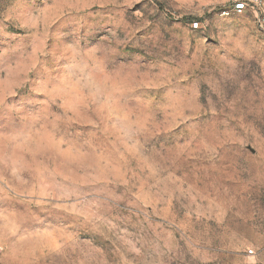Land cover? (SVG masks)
Segmentation results:
<instances>
[{
	"label": "rangeland",
	"instance_id": "obj_1",
	"mask_svg": "<svg viewBox=\"0 0 264 264\" xmlns=\"http://www.w3.org/2000/svg\"><path fill=\"white\" fill-rule=\"evenodd\" d=\"M0 264H264V0H0Z\"/></svg>",
	"mask_w": 264,
	"mask_h": 264
},
{
	"label": "built area",
	"instance_id": "obj_2",
	"mask_svg": "<svg viewBox=\"0 0 264 264\" xmlns=\"http://www.w3.org/2000/svg\"><path fill=\"white\" fill-rule=\"evenodd\" d=\"M252 252H253V251H252L251 249H249L248 253H249V254H252Z\"/></svg>",
	"mask_w": 264,
	"mask_h": 264
}]
</instances>
